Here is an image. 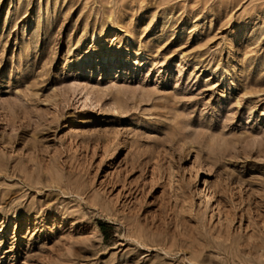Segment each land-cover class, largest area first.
Segmentation results:
<instances>
[{"label": "rangeland", "instance_id": "374dc122", "mask_svg": "<svg viewBox=\"0 0 264 264\" xmlns=\"http://www.w3.org/2000/svg\"><path fill=\"white\" fill-rule=\"evenodd\" d=\"M0 264H264V0H0Z\"/></svg>", "mask_w": 264, "mask_h": 264}, {"label": "bare ground", "instance_id": "6f19581e", "mask_svg": "<svg viewBox=\"0 0 264 264\" xmlns=\"http://www.w3.org/2000/svg\"><path fill=\"white\" fill-rule=\"evenodd\" d=\"M74 123H77V121L72 120L71 124H74ZM116 150H117V146L114 147V151H115V152H116ZM115 152H114V154H115Z\"/></svg>", "mask_w": 264, "mask_h": 264}, {"label": "trees", "instance_id": "16d2710c", "mask_svg": "<svg viewBox=\"0 0 264 264\" xmlns=\"http://www.w3.org/2000/svg\"><path fill=\"white\" fill-rule=\"evenodd\" d=\"M100 227H102V226H100Z\"/></svg>", "mask_w": 264, "mask_h": 264}]
</instances>
